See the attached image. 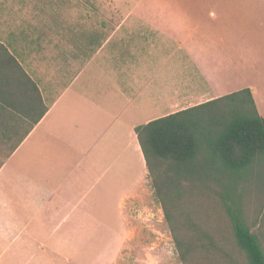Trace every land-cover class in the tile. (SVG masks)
Segmentation results:
<instances>
[{
    "label": "crops",
    "instance_id": "1",
    "mask_svg": "<svg viewBox=\"0 0 264 264\" xmlns=\"http://www.w3.org/2000/svg\"><path fill=\"white\" fill-rule=\"evenodd\" d=\"M111 4L15 56L46 112L0 166V264H117L147 192L137 127L243 89L264 118V0Z\"/></svg>",
    "mask_w": 264,
    "mask_h": 264
},
{
    "label": "trees",
    "instance_id": "2",
    "mask_svg": "<svg viewBox=\"0 0 264 264\" xmlns=\"http://www.w3.org/2000/svg\"><path fill=\"white\" fill-rule=\"evenodd\" d=\"M45 112L35 82L0 42V139L18 137L10 154ZM25 122L28 128L21 133ZM135 132L154 198L163 209L181 262L194 264L196 257L204 260L202 253L216 249L207 229L193 222V195L200 193L214 195L227 208L244 264H264L255 219L249 223L242 210L243 183L264 167L255 170L257 161L264 163V118L250 89L151 121Z\"/></svg>",
    "mask_w": 264,
    "mask_h": 264
},
{
    "label": "rangeland",
    "instance_id": "3",
    "mask_svg": "<svg viewBox=\"0 0 264 264\" xmlns=\"http://www.w3.org/2000/svg\"><path fill=\"white\" fill-rule=\"evenodd\" d=\"M124 14L111 4V0H0V42L9 48L10 53L21 58L24 54L31 55L39 46L38 41L43 39L42 35L43 41L47 40L46 33L42 32L49 26L63 28L65 18L69 21L74 19L71 17H124ZM27 128L25 122L20 126L21 133ZM17 141L18 137L14 136L9 140L0 139V165ZM263 164L257 161L255 170ZM242 191V210L251 223L264 207V167L246 178ZM125 209L127 227L124 234L130 240L123 247L124 258L117 264H183L163 209L154 198L149 177L144 199H127ZM171 209L178 213V210ZM191 211L194 224L199 229H207L216 245V249L202 253L204 260L196 257L194 264L205 260H211L210 264H231L229 258L237 264H244L245 259L235 247L230 214L222 202L214 195L196 193ZM249 214L254 217L250 218ZM254 231L264 244L262 224Z\"/></svg>",
    "mask_w": 264,
    "mask_h": 264
}]
</instances>
